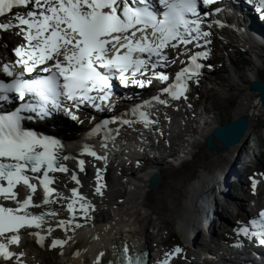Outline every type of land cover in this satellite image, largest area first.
Listing matches in <instances>:
<instances>
[{
  "label": "snow or ice",
  "instance_id": "1",
  "mask_svg": "<svg viewBox=\"0 0 264 264\" xmlns=\"http://www.w3.org/2000/svg\"><path fill=\"white\" fill-rule=\"evenodd\" d=\"M216 0H0V31L16 29L24 43L14 48L15 61L6 62L0 68V257L4 260L16 259L23 264L24 253L14 252L9 245H19L21 230L40 229L47 218L55 217L58 211L49 209L36 214L29 209H39L41 204L34 203L33 196L38 185L31 180L38 179L43 189V206L67 201L68 219H60L57 227L75 232L81 228L74 221L79 211L87 221L88 213L93 210L76 187L71 189V197L57 194L52 187L55 176L50 173H69L61 156L60 141L53 136L43 135L25 126L34 116L47 118L53 110L68 113L73 120L77 117L71 108H78L87 102L97 110L102 103L107 104L112 94V80L117 79L127 86L129 83L145 87L157 79L165 84L160 91L172 100L185 97L188 82L198 83L202 65L198 58L207 57V51L190 52L189 45L199 47V41H211L210 32L202 29L204 18L209 13L202 12L205 6ZM24 9L25 11H13ZM258 10L264 11V0H259ZM217 11H219L217 9ZM219 24V21H216ZM171 48L179 55L187 56V66L181 67L170 80L169 75L158 68L167 67L170 57L165 52ZM183 48V51H181ZM174 63V60H171ZM181 63H184L183 61ZM43 73V74H42ZM150 73V76L148 75ZM147 77V78H146ZM186 98V97H185ZM19 101L18 105L14 102ZM67 101L65 105L63 102ZM99 101V103L97 102ZM167 105L168 101L159 96L146 100L142 105L131 109L145 127L153 123L148 113L141 109L152 106V102ZM14 105L4 109V105ZM34 114V115H33ZM131 124L127 119L112 118L104 120L91 130L89 135L106 129L105 140L114 139L119 129H108L110 123ZM102 148L107 144L102 143ZM83 154L97 160H105L90 145L83 146ZM84 160L78 161L81 172ZM32 174H41L29 176ZM70 178L80 184L76 172ZM96 194L102 195L104 187L101 170L97 169ZM26 186L28 195L20 198L17 186ZM256 181H252L253 189ZM56 194V195H54ZM77 204L79 208L77 209ZM251 235L264 244V211L258 219L249 221ZM51 232V228H49ZM249 235V229L241 226L238 234ZM36 236V242L43 245L45 237L40 232H29ZM73 238L53 239L50 247L63 248ZM182 250L176 247L171 255ZM106 254L100 252L95 264H102ZM160 264H168L169 254ZM105 264H144L143 254H129L125 245L121 255Z\"/></svg>",
  "mask_w": 264,
  "mask_h": 264
},
{
  "label": "bare ground",
  "instance_id": "2",
  "mask_svg": "<svg viewBox=\"0 0 264 264\" xmlns=\"http://www.w3.org/2000/svg\"><path fill=\"white\" fill-rule=\"evenodd\" d=\"M259 0H250V2L244 1V5H246L249 9H254V5ZM219 22L221 27L226 28V24L230 26H234L230 20H225L223 17H219ZM237 20V18H234ZM221 37L231 41L232 43H236L237 45L242 46L245 50L248 49L254 52V56L256 58H263L264 50L258 48L260 44L257 41L251 40L248 37H241L239 38L236 36L232 31L227 29H219ZM247 33H251L250 31H246ZM260 33V32H259ZM262 34V33H260ZM7 35V34H6ZM261 42L264 43V36L259 35ZM15 39V38H12ZM9 37L5 36L4 42H6L5 46L9 47L14 41ZM19 39L16 40V43H20ZM226 43V42H225ZM254 44V45H252ZM7 53L0 47V63L2 60L6 59ZM257 60V59H255ZM260 67V66H259ZM232 77V76H231ZM255 79H261L259 76V70L252 69L250 70V74L248 80L251 82ZM235 80V77H233ZM237 80V78H236ZM236 82V81H235ZM188 98V97H187ZM152 99V98H151ZM150 99V100H151ZM165 99V98H164ZM168 101L167 105L159 104L158 102H152V117L149 116V119L153 121V123L149 124L145 127L144 123L139 119L138 116L132 115L131 109L125 110L121 116L118 118L120 120L127 119L132 121L129 124H123V128L117 124L110 123L108 126L109 129H119V134L115 135L114 139H107L105 140V134L101 136L94 135L88 141H86L82 145H74L72 147L69 146H61L60 155L64 156L67 155L69 157L68 160L63 161V163L68 167L69 173H50L49 175L55 176L56 180L52 187L57 189V194H62L64 197H71V189L76 187L78 191L85 196L86 200L89 201L92 206L93 210H91L88 215L91 217L89 220H85L82 213H77L74 216V221L76 223H80L82 225L81 228L72 231H65L57 227V223L60 219H68L69 214L67 212V201L66 200H59L57 203L43 206V189L39 188L38 179H35L34 183L38 185L37 192L33 196L34 203L41 204V207H49L54 210L58 211V215L55 217H50L47 219V222L44 223L40 229H29L20 232L23 241H27V245L23 246V250L28 255V260L25 262L26 264H52V258L50 256V250L59 248V247H50L51 241L53 239H67L68 236H71L73 239L70 240L64 247L60 250V258L57 264H86L87 257L91 259L92 264H95V258L98 253L104 252L106 255L102 258V264H105L107 260L115 261L118 257V244L124 247L125 245L134 250H140L141 248H148L150 246V238L147 234L144 233V225L138 224L137 220V211L142 208L146 207L149 203V200L145 198L150 192L147 190V179H149L150 175L155 170H159L157 166H154L153 169L149 170V172H144L143 174L137 175L132 172V169L136 166V163L139 161L138 158L141 155V150H151L155 149V140L160 139L162 135L158 132V136H156V132L154 129H158L159 127L162 128L163 125L167 124L173 119L180 121L181 123L184 122L183 117L186 114L190 113V109L193 106V102L190 99L185 100V102L189 103L191 106H186L185 108H176L179 103H182L184 99L177 100L173 106L170 108L172 99L169 97L165 99ZM194 101V100H193ZM260 101L254 104V109L249 110L250 120L252 119L253 115L255 114L256 109L260 106ZM252 108V107H251ZM245 113H247L245 111ZM85 116H88V113H84ZM211 116H208L204 122L207 123L206 128L202 129V134L206 133L210 134L212 130L219 126L220 124L225 123L222 122H214L210 123ZM119 121V120H118ZM228 122V121H227ZM213 126L210 128V125ZM116 127V128H115ZM55 128L52 127V131L54 132ZM57 131V130H55ZM147 131V132H145ZM206 131V132H204ZM210 132V133H209ZM61 133V131H58ZM99 133V131H98ZM252 129L248 132L245 136V140H243L240 144L230 147L229 151H236L232 157L237 155V151L243 146L245 143H248L249 140L252 138ZM204 135V136H205ZM119 140L117 141V139ZM204 138V137H203ZM217 145L219 146L220 143L215 140ZM106 143L107 147L102 148L101 144ZM196 143V140H190L189 148L192 149L194 146L193 144ZM90 145L94 151H96L99 155H106L105 160H97L94 157L88 156L83 154V146ZM157 149V147H156ZM126 152L127 156L126 159L122 158L121 155H124ZM154 152V151H153ZM156 153L158 151H155ZM190 155V154H189ZM84 160V170L87 168L89 169L88 174L85 171L81 172L78 167V161ZM185 162V161H184ZM183 161L180 163H184ZM179 164V165H180ZM119 166H122L120 168ZM175 167V166H172ZM97 169L101 170L102 176V183L104 187L102 188V195L96 194L95 187H96V177H97ZM170 169L168 166L166 169L163 168L161 174L165 177L166 172ZM174 169V168H173ZM238 169V168H237ZM240 170V168H239ZM76 172L77 178L80 180V184L76 185L74 181L71 180L70 175L71 172ZM201 172V171H200ZM173 174V173H172ZM171 174V175H172ZM175 175H184L182 172H175ZM222 174V173H221ZM262 176V178H261ZM121 178V179H120ZM222 175H219V178L207 174L206 172L201 173L198 177L196 182L191 186L190 192L183 194L184 195V203L180 205V208H168L163 206L166 211H170L176 215V224L179 223L178 227L181 228V234L184 235L188 231H192L196 226V216L195 212L202 211L203 208L200 206V201H204V195L208 193L209 188L216 187L218 181H221ZM164 179V178H163ZM131 181V190H128L130 187ZM256 185H262L264 182V175H259L255 177ZM163 182V181H162ZM162 182L160 184H162ZM133 186V189H132ZM160 186V185H159ZM20 198H24L27 195L24 194L20 186H18ZM123 187L128 190L126 192L127 195L123 196L124 190ZM157 188V187H156ZM158 189V188H157ZM156 190V189H155ZM229 192V191H228ZM220 193H223L221 191ZM120 194V197H125L124 200H117L116 196ZM56 195V194H54ZM237 196V195H236ZM234 196V197H236ZM123 199V198H122ZM236 199V198H235ZM0 203H7L8 206H13L12 202H5L2 198H0ZM181 203V202H180ZM179 203V204H180ZM178 205V204H177ZM77 209L79 205L77 204ZM148 207V206H147ZM161 208V212H164L165 209ZM34 212L38 209H32ZM162 214V213H160ZM68 216L66 218L65 216ZM142 223V222H141ZM204 223V221L198 222L199 225ZM138 224V225H137ZM137 226L136 227H134ZM49 228H51V232H49ZM40 232L41 235L45 237L43 242L44 251L41 255L42 261H39L38 257L35 255L34 251L29 248L32 247L34 242H36V236L30 235L29 232ZM138 232L142 233L143 236L138 237L136 234ZM61 234V235H59ZM134 234V235H133ZM184 235V239H185ZM196 242L199 244L201 243L202 239L194 237ZM207 238H205L206 240ZM191 242V241H189ZM10 248L15 249V245H9ZM205 253H209V247L203 248ZM163 248H160V257L163 255ZM264 255V254H263ZM255 256H259L255 254ZM226 260V259H225ZM226 261H229L226 260ZM226 264H229L226 262Z\"/></svg>",
  "mask_w": 264,
  "mask_h": 264
},
{
  "label": "rangeland",
  "instance_id": "3",
  "mask_svg": "<svg viewBox=\"0 0 264 264\" xmlns=\"http://www.w3.org/2000/svg\"><path fill=\"white\" fill-rule=\"evenodd\" d=\"M13 35L14 34L12 32H9L6 36L12 38ZM210 41L211 42L208 44L210 49H212L214 53L213 57L210 56V58L214 60L215 64V70L212 74H220V77L224 76V79L220 81L217 87L212 88L211 90H208L206 86L198 87V83L195 81H189L187 92H189V90L193 88L196 90V94L187 96L186 92V98H181L190 99L192 100V102H195V104L197 100H199V104L201 107L205 102L204 106L206 110H208L211 115L213 113L210 123H214L215 121L223 123V121H232L239 117L241 114L245 113V111L249 112V110L254 109L253 103L255 104L257 102L258 94L250 90L249 86L251 82L248 80V77L250 74V70L257 69L259 70L260 78L264 79V56H262L263 58L259 60L254 56V52L248 49L245 50L242 46L237 45L236 43H232L231 41L221 37L220 30L219 32L214 30V32L210 36ZM1 46L2 48L5 46V43L3 41H1L0 43V47ZM225 58L236 61L235 68L237 69V73L231 75L233 72L228 60L226 59L225 61H222V59ZM229 68L231 69L230 73H226V70ZM233 77H235V80H233ZM189 111L191 113L192 109H190ZM251 123L252 138L249 140L247 145V155L254 156V159L252 160V164L254 165V167L252 168V171L250 170L247 172V179L243 181V193L247 196L248 194L256 196L260 195V192L256 189V187L253 189L252 181L254 180L255 176L262 175L264 172V105L260 104V106H258L254 116L252 117ZM212 126L213 124L210 125V128ZM198 134V142L194 147H192V151L189 153L190 155L188 154V160L185 162L183 161L184 163L175 167H170L168 171L171 172H166L165 177L162 176L160 182H163L162 184H159L160 186L157 187L158 189L155 188V190L151 188L153 190H150V192L146 194L147 196L145 198L149 200V203L146 205V207L144 206L140 208L136 213L137 220L139 222L138 224L144 225L145 230L143 234L148 235L153 245L155 244L154 240L160 237V243L163 244L162 248L167 253L172 252L176 247H183L184 235L181 234L182 229H179L178 227L179 223H175L176 215L170 211H166V209L177 207L180 208V205L184 203L183 194L190 192L191 186L196 182L197 177L201 173L206 172L207 174H210L218 179L222 171H224L227 165L231 163L229 160V154L235 152L229 150L227 152H222L214 149L208 150L205 146L204 140L205 137L209 134H202V131H200ZM255 163H258V165ZM234 165H236L238 171H241V168L244 169L243 163H240L239 160L234 161ZM175 172H182L184 173V175H175ZM217 185L218 184H216V186ZM236 188L238 189L237 186ZM148 189L150 188L147 187V190ZM210 189L211 188H209L208 191ZM123 190V196L127 195L126 189L124 187ZM262 190V196H264V186ZM206 195H204V197H206ZM229 195L230 200H234L235 198H237L234 197L236 196V193L233 192L232 189ZM118 196L121 195L118 194L116 196L117 200L125 199V197L123 196L120 198ZM240 196H242V194H240ZM219 199L221 200V197L219 198L218 196V201ZM258 199L264 200V197ZM219 205L221 206V202L219 203ZM163 206H166L167 208L165 209ZM161 208H164L165 211L161 212ZM229 217L230 218H226V220H228L226 221V224L227 222H229V220H235V217L231 216V214ZM134 227L137 228V226L135 225ZM214 227L216 229H219L217 223L216 226L214 225ZM143 234L138 232V234L136 235L138 237H141L143 236ZM213 240L217 241V237L215 236ZM29 248L34 251L39 261L43 262L41 255L44 251V247L41 244L34 242L33 246ZM50 251L52 264H57L61 255L59 248L51 249ZM86 258V264H92L91 259L87 256ZM180 258H182V264H192L191 259H185L183 257ZM0 264L7 263L0 260ZM9 264H16V260Z\"/></svg>",
  "mask_w": 264,
  "mask_h": 264
},
{
  "label": "water",
  "instance_id": "4",
  "mask_svg": "<svg viewBox=\"0 0 264 264\" xmlns=\"http://www.w3.org/2000/svg\"><path fill=\"white\" fill-rule=\"evenodd\" d=\"M250 90L258 94L260 103L264 105V79H255L251 81ZM250 127L249 113H243L232 121L225 122L215 127L212 132L205 138V146L208 150H219L227 152L230 147L240 144L245 140ZM221 145H217L215 142ZM238 155V153H237ZM238 157V156H237ZM89 170L86 169V173ZM162 174L160 172L153 173L148 179V188H156L161 183Z\"/></svg>",
  "mask_w": 264,
  "mask_h": 264
}]
</instances>
